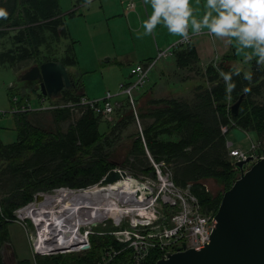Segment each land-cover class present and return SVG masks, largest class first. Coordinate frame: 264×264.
I'll list each match as a JSON object with an SVG mask.
<instances>
[{
  "label": "trees",
  "instance_id": "1",
  "mask_svg": "<svg viewBox=\"0 0 264 264\" xmlns=\"http://www.w3.org/2000/svg\"><path fill=\"white\" fill-rule=\"evenodd\" d=\"M84 2L86 0H76V5ZM0 8L8 12L7 19H0V43L6 46L2 50L4 52H0L1 64H9L16 72L24 71L22 69L25 66L21 65L28 60L34 63L33 66L50 61L61 62L67 68L75 65L74 60L68 56L57 60L49 53L56 51L51 41L57 38L60 27L64 35L62 38L67 37L58 0H0ZM74 15L72 12L68 16L73 18ZM8 30L17 32L11 35L12 32ZM41 51H47V54L41 55ZM172 54L180 69L190 68L196 62L192 50L173 51ZM226 64L219 67L210 65L204 74L199 75L204 85L196 87L191 102L154 101L151 103L154 109L148 115L141 116L153 120L142 131L150 157L155 162H163L171 170L177 186L190 185L202 209L205 212L212 211L213 214L217 212L221 197L199 199L196 193L201 189L200 181L214 180L227 191L238 175L231 160L226 161L228 151L221 127L233 123V128L264 137V107L250 100L252 92L258 93V88L264 84V73H259L254 66L250 81L244 79L242 71L239 76L234 75L232 80L236 87L229 94L220 73L231 70L232 58H228ZM244 88L250 91L244 92ZM76 89L81 90L80 82L76 83ZM242 95L244 99L238 113L236 117H231L228 107H222L221 104H233ZM80 97L73 92H64L60 99L66 102L76 101ZM27 114L14 115L17 132L15 143L4 145L0 140V183L6 189L0 200V245L8 243L6 229L14 218V212L31 203L35 195L58 188L92 187L115 168L117 165L111 161L114 152L109 151V148L105 150L106 146H110V130L121 131L131 121V116H126L115 127L106 124L107 132L100 134L98 127L104 122L91 111H83L77 117L68 111L58 110L52 113L56 124L68 122L69 119L71 121L65 134L57 130L56 135H53L32 127ZM144 144L140 142V136L135 137L132 147L125 154L123 165L118 167L125 170L127 159L131 158L132 162L128 164L131 176H152ZM89 243L90 249L83 253L55 258L42 257L39 264H99L105 249H122L109 236H90ZM161 257L162 253L152 251L148 257L150 260L143 264H155ZM0 264H3L1 255ZM110 264H132L129 251L120 252Z\"/></svg>",
  "mask_w": 264,
  "mask_h": 264
},
{
  "label": "built area",
  "instance_id": "2",
  "mask_svg": "<svg viewBox=\"0 0 264 264\" xmlns=\"http://www.w3.org/2000/svg\"><path fill=\"white\" fill-rule=\"evenodd\" d=\"M132 6L130 5V8ZM189 35L191 37L189 41L183 42L181 38L168 49L158 51L154 60L135 65L130 71L133 80L123 82L116 95L107 93L102 99L93 101L84 97H80L76 101L64 102L60 100L46 106L42 101L39 110H32L27 101L18 103L15 97L11 100L12 105L18 104L11 111L0 113V116L66 110L77 117H80L83 111H91L94 115L108 119L115 110L122 108L124 103L130 108L133 119L139 123L135 94L145 85L156 62L172 56L173 51L189 45L195 37L204 35L210 39L213 38L208 30L205 31L203 28L199 35H193L191 32ZM38 99L45 98L38 95ZM233 127V123L222 126L221 134L225 137ZM138 128L140 130L139 124ZM139 136L144 144L141 130ZM231 147L232 144L226 142L228 157L233 165L246 162L248 159L255 163L263 156L256 154L253 144L250 146V151L247 152L253 153L252 155H245V152L240 150H230ZM144 148L150 161L152 176H137L135 178L151 193V197L148 199L138 201L135 192H130V203L126 204L122 203L118 197V192L122 191L121 188L102 189L103 191L98 190L91 196L83 198L82 203L77 207L69 206L68 209H64L63 213H53L48 217H42L46 214L39 215L41 222L36 220L37 216L26 213L36 204L34 199L14 213V223L26 231L34 264L35 259L39 257L83 253L90 249V236H109L122 246L120 251H115L112 248L102 251L99 264H110L124 250L129 251L132 264H143L152 251L162 253L161 258L166 259L167 253H175L182 245H184L185 250L198 251L209 244L212 231L216 225V213L205 212L192 193L191 186H177L173 181L171 170L163 162H155L147 152L145 144ZM126 174L131 175L128 172ZM90 188H58L53 190L52 195L40 194V197L62 195L69 199L73 193L83 194ZM88 200L94 201L97 205L87 206ZM91 208L97 213H89ZM67 210H69L68 213H66ZM104 210L109 213H102ZM78 211L79 213H77ZM37 214L35 213V215ZM89 215H91V221H89ZM77 218L80 225L74 228L73 223ZM26 222L31 225L32 229L26 225ZM93 224L103 228L109 226L113 230L97 232L93 230L95 229L92 227ZM54 242L56 244L61 242V244L56 245Z\"/></svg>",
  "mask_w": 264,
  "mask_h": 264
},
{
  "label": "rangeland",
  "instance_id": "3",
  "mask_svg": "<svg viewBox=\"0 0 264 264\" xmlns=\"http://www.w3.org/2000/svg\"><path fill=\"white\" fill-rule=\"evenodd\" d=\"M204 1L205 0H191L192 9L193 4H196L195 12L197 19H202L201 11L198 10L197 7L199 3L200 5H203ZM131 2L132 0H103L98 4L90 6L89 10L91 11V14L90 16H85L84 12H86V9L88 7L85 8L84 5L83 7H76V0H58L59 11L63 16L62 19L65 24L67 37L62 38L64 37V35H62L60 27L57 32V38H52L51 41V44H53L52 47L56 51H49V53L53 54V57L57 60H60L62 57L65 58L66 56L74 60L75 65L71 68H68V70L71 75H74L78 79V82H80L81 89L85 96L84 98L86 99H89L91 101L100 100L107 93L116 95L119 92L120 85L123 82L133 80V77L130 76L131 69L135 65L143 63V61L146 60L145 58L147 57L140 58V54L149 55L152 61L157 57L158 51H164L165 49H168L176 43L175 42L164 49L156 50V46H160V42L158 40V44H155V29L152 34L145 35L144 28L143 26L141 27V24L144 22H141V20H143L144 17H140L138 19L136 18V16L129 17V15L127 14L128 9L130 8L126 10V7ZM132 5L133 7H136L134 8L135 10L132 11V13H137L139 7H137L136 1H133ZM72 7H74L73 11L75 12L74 18H70L66 15V13H68L72 9ZM103 10L104 15L102 12ZM204 30L207 31V29ZM8 31L12 32L11 35L17 32V30ZM189 32L192 33L191 25H189ZM1 44L2 47L0 46V52H4L2 50H4L3 48L6 49V46L3 45V42H1L0 45ZM133 46L135 51H137V55H135L133 59L129 60L127 58H117L119 57L118 55L125 56L127 55L125 54V52L133 51ZM139 47L145 48L146 51H139ZM240 51H242L239 55L240 57H238L236 54L234 62L235 65H240L239 67L242 72L243 68L248 67L247 72L252 75V69L255 66V69H257L259 73H264V66L257 65L256 60H251L254 63H250L251 65L249 67L248 61L246 60V55L245 53H243V51H248L250 53V50H244L241 48ZM42 54H47V51H41V55ZM171 58L167 57L156 62L155 67L151 71L152 73H149L148 79L146 81L147 84L145 83V85L141 88V91H144L146 89V86L150 87L151 83H155L158 81V79L154 78V75L156 76V70L160 67L161 63L168 60L171 61ZM27 62L26 64L23 63V65H21L25 66L22 70H25L26 67L30 68L34 64L30 60H28ZM237 62H239V64H237ZM195 76L199 77V75L196 74ZM17 83L19 82L16 78L14 68H12L7 63H0V113L9 112L18 103H23V97L21 96V87H23L24 85L23 83ZM196 83L199 85L198 82ZM173 86H176V94H178L179 96H187L193 89V87H195L190 83L184 82L178 85H176L175 83L173 84ZM38 95V88L30 92L29 98L32 110H39L42 106L40 101L38 100ZM15 97L17 98L18 103L12 105L11 100H13ZM250 100L255 105L264 107V84L260 88H258V93L252 92ZM46 102L48 103L49 100L46 99ZM46 104L44 106H46ZM154 107L155 106H152V109H154ZM143 111L145 110H141L138 104V123L133 119L130 108L123 103V107L115 110L114 114L110 118L106 119L105 117L100 116L101 120L104 123L101 122L99 124V133L103 134L107 132V125L115 127V125L121 123V120L124 117L131 116V121L129 120L128 123L133 122L136 129V134L137 136H139L140 130L143 131L147 123L145 120H143V118H141V116L144 115L142 113ZM53 112L54 111L39 113L40 115L35 118L28 117V119H30L31 126L42 129L44 130V132L46 131V133H53V135H56L57 130L61 134H65L67 132V125L70 123L71 119H69L68 122H60L56 124V121L54 120L52 115ZM11 119H14V117L9 114H6L5 116H2L0 118V126L4 129V132H2L0 129V137L1 141L6 145L12 144L17 141V132L14 131V122ZM138 124L140 125V130L138 128ZM120 130L121 131H118V129H114L113 131L110 130V138L108 141L110 143V146H106L105 144V150L109 148V151L114 152V154H112L111 161L117 166L123 165L126 159L125 154L132 147V144L135 140V137L132 138V135H128L126 132H124L125 128L123 130ZM232 131L237 133L241 137H234L233 135H230ZM248 133L249 132L243 130L241 131L240 129L236 128L230 130L225 136L226 141L229 144H233L230 150H240L242 152H245V155H252L253 153L247 152L250 151V146L253 144L256 154L263 155L262 157H264V137L256 136V142L250 143L247 139ZM249 137L252 138V134H250ZM141 140L142 139L140 137V142ZM227 153L225 155H227ZM228 159L230 160V158L228 157L226 161H228ZM127 160L128 164H131V158ZM147 160L148 164L150 165L148 157ZM250 163L253 162L251 161ZM1 164L5 165V162H2ZM128 164H126L125 170L130 174V172L132 171H130V167ZM0 187H4L3 183H0ZM200 187L201 189H199L196 194L201 200L208 198L214 199L219 196L221 197L224 191L222 186H220L216 181L210 179L200 181ZM4 193H6V189H0V200L4 196ZM39 194L52 195L53 191L40 192ZM59 201L60 199H58V202ZM61 202V204H63L65 202V199ZM80 203L81 202L78 201V205H80ZM61 204L59 205V208L57 207L56 209L60 210ZM67 212H69V210ZM77 213H79V211ZM26 225L30 229H32L31 225L28 222H26ZM93 230L110 231L113 230V228H110L109 226L105 228H103L102 226H98V228H95ZM6 231L9 239L8 243L0 245V255L3 264H18L19 262L23 261H27L29 262V264H34L25 233L26 231L21 228V226L14 223L13 219H11L10 223L7 225ZM65 255H56L52 256L51 258ZM148 257L146 259L147 261L150 260ZM41 262L42 259L40 257L35 259V264H39Z\"/></svg>",
  "mask_w": 264,
  "mask_h": 264
},
{
  "label": "water",
  "instance_id": "4",
  "mask_svg": "<svg viewBox=\"0 0 264 264\" xmlns=\"http://www.w3.org/2000/svg\"><path fill=\"white\" fill-rule=\"evenodd\" d=\"M31 91L38 88V94L57 100L64 92H72L76 85L68 68L61 62L50 61L29 68L18 76ZM17 83V84H19ZM82 91V90H81ZM242 95L228 107L231 117H236ZM235 164L238 177L231 187L222 193L215 215L216 225L209 244L202 250H185L184 245L175 253H167L155 264H264V157L255 163ZM135 192L138 201L148 199L151 193L134 176L115 166L89 190L90 192L125 187ZM40 194L34 202H39ZM97 228V224L92 225Z\"/></svg>",
  "mask_w": 264,
  "mask_h": 264
},
{
  "label": "clouds",
  "instance_id": "5",
  "mask_svg": "<svg viewBox=\"0 0 264 264\" xmlns=\"http://www.w3.org/2000/svg\"><path fill=\"white\" fill-rule=\"evenodd\" d=\"M91 3L92 0H86V5ZM144 3L152 9L143 22L145 35L152 34L157 25L162 24L170 34L187 42L191 39L189 25L193 35H199L202 28L207 29L225 46L238 45L237 53L241 48L250 50L246 60L255 59L257 65L264 66V0H206L207 11L201 20L192 19L191 0H144ZM7 16L8 12L0 8V19H7ZM240 74L241 69L235 64L229 72L220 73L227 93L236 87L232 77ZM251 78L250 73H245V80ZM243 91L250 89L244 88Z\"/></svg>",
  "mask_w": 264,
  "mask_h": 264
},
{
  "label": "crops",
  "instance_id": "6",
  "mask_svg": "<svg viewBox=\"0 0 264 264\" xmlns=\"http://www.w3.org/2000/svg\"><path fill=\"white\" fill-rule=\"evenodd\" d=\"M102 1L103 0H92L91 5H86V2H84L83 4H80V5L75 4V6L76 7H79V6L83 7V5H84L85 8L88 7L86 9V12H84L85 14L84 13L83 14L85 16H88V15L90 16L91 11L89 10V7L93 6L95 4H98L99 2H102ZM133 1H136L137 7H139V10L137 11V13H132V11L135 10L134 8H136L135 6L134 7L132 6L130 8V5H132ZM205 3H206V0L203 2V5H200V3H199L198 7H197V9L201 11L202 17L206 14V11H207L205 8ZM73 8L74 7H72V9L68 13H66L67 16L70 13L74 12ZM128 8H130V9H128ZM127 9H128L127 14L129 15V17H135L136 16V18H138V19L140 17H144V19L141 20V22L147 20L149 15L151 14V11H152L150 5H146L144 3V0H132V2L129 5H127L126 10ZM195 9H196V4H193L192 19H197ZM102 12L104 15V10ZM61 17H63L62 14H61ZM74 17H75V15H74ZM197 20H201V19H197ZM142 26H143V23L141 24V27ZM137 33H138V30H137ZM155 36H156L155 44L157 43L158 40L160 42V46L159 45L156 46V50L164 49V48L172 45L173 43H175L181 39L178 36L170 34L168 32L167 28L164 27L162 24L157 25V27L155 29ZM157 37H159V38H157ZM236 48H239V46L238 45L225 46L223 41L215 38L214 36L212 39H210L209 37L202 35V36L195 37L189 45L175 50V51L192 50L195 53L196 62L194 64H192L190 66V68L180 69L177 65L175 55H172L171 57H173V58L169 57V58H171V61L168 60L166 62L161 63L160 67L156 70V73H155L156 76L154 75V78L158 79V81L155 83H151L150 87L146 86V89L144 91L140 90L135 94L136 99H137V104H139L140 109L145 110L142 113L144 115H148V113H150V111L153 110L151 103L154 101L186 100L188 102H191V100L193 99L194 90L196 89V87L204 85L203 84L204 80L200 76H201V74H204L205 69L210 65H212L214 67L215 66H217V67L224 66V64L227 65L226 60L228 58H232V63L235 64L234 58H235L236 54L238 57H240L239 55L242 52V51H239V53H237ZM139 51H146V49L139 47ZM243 53H245L246 57L250 54L248 51H243ZM125 54H127V55H125ZM125 54H124L125 56L118 55L119 57H117V58H127V59L131 60V59H133V57L135 55H137V51H135L134 46H133V51L125 52ZM142 57H147V58H145L146 60L143 61V63L151 61L150 56L147 54H140V58H142ZM253 60H255V59H253ZM126 61H128V60H126ZM250 63H254V62L248 61L249 67L251 65ZM237 64H239V62H237ZM247 68L248 67L243 68L244 73H248ZM28 69H25L22 72L14 71L16 74V78H18V76L20 74L26 72ZM195 74L200 75V76L199 77L195 76ZM183 82L184 83H190L192 86H195L189 92V94L187 96H179L178 94H176V86H173V84H175V83H176V85H178V84L183 83ZM196 82H198L199 85ZM81 90L78 91L77 94H79L81 97H85L83 94V91H81ZM29 91L30 90L27 89L26 86L21 87V96L23 97L22 98L23 102L27 101L30 103V98H29L30 92ZM72 92L74 93V91H72ZM46 99L47 98L41 99V100L38 99V100L40 101V103H42V101H44V104H46L47 103ZM48 100H49V102L46 105H48L52 102L60 101L61 99H57V100L48 99ZM34 113H36L37 115H34ZM34 113H28L26 117L27 118L28 117L29 118H35V117L40 115L39 113H47V112H34ZM11 120L14 122L13 127H14V131L16 132L15 120L14 119H11ZM143 120H145L147 122L146 126L150 125L153 122L152 118H148L147 116H145L143 118ZM0 129L2 132H4V129L1 126H0ZM124 132H126L128 135H132V138L137 137L136 129H135L133 122H130V124L126 125ZM250 134H252V133H250V132L248 133V138H247L248 141L250 143H255L256 142L255 141V139H256L255 134H252V138L249 137ZM230 135H233L234 137H241L240 135H238L237 133H235L233 131L230 133ZM0 140H1V137H0ZM225 140H226V137H225ZM2 144H4V143L2 142ZM4 145H6V144H4ZM232 146H233V144H232Z\"/></svg>",
  "mask_w": 264,
  "mask_h": 264
},
{
  "label": "bare ground",
  "instance_id": "7",
  "mask_svg": "<svg viewBox=\"0 0 264 264\" xmlns=\"http://www.w3.org/2000/svg\"><path fill=\"white\" fill-rule=\"evenodd\" d=\"M129 186H130L129 184H126L125 187H122L121 188L122 191L121 192H118V197H119V199H120V201L122 203H126V204L127 203H130V199H131L130 192L131 191L129 190ZM104 190H106V189H104ZM96 192L97 191L90 192V190H89V191H86L83 194L73 193V195H71V196L69 195L70 196L69 199L64 198V196H62V195H60L58 197H53V196L43 197L42 196V197H40L39 202H37L33 206V208H31L26 213H29V215H31V216H37L36 217V220L38 222H41V217H40L41 215L46 214V215H43L42 217H48V216H50L53 213H63L64 209H68L69 206L77 207L78 206V201H80L82 203L81 200L83 198H86V196H91L93 193H96ZM58 199H60L59 202H58ZM64 199H65V202L63 204H61L62 203L61 201L64 200ZM59 203L61 204L60 210L56 209L58 207V205H60ZM88 205L96 206L97 204L94 201H89L88 200L87 206ZM46 209H48V210L46 211ZM35 213H38V214L35 215ZM66 213H68V212H66ZM89 213H97V212L93 208H91V210H90ZM102 213H109V212L107 210H104ZM89 221H91V215H89ZM79 225H80L79 224V220L77 218L74 221L73 226H74V228H77ZM54 244H56V243L54 242ZM57 244H61V242H59V243L57 242Z\"/></svg>",
  "mask_w": 264,
  "mask_h": 264
},
{
  "label": "flooded vegetation",
  "instance_id": "8",
  "mask_svg": "<svg viewBox=\"0 0 264 264\" xmlns=\"http://www.w3.org/2000/svg\"><path fill=\"white\" fill-rule=\"evenodd\" d=\"M72 76V79H73V81H74V83H75V85H76V83H78V79L74 76V75H71ZM74 93H76L77 94V89L75 88L74 90Z\"/></svg>",
  "mask_w": 264,
  "mask_h": 264
}]
</instances>
